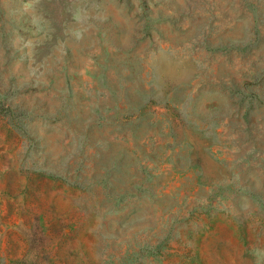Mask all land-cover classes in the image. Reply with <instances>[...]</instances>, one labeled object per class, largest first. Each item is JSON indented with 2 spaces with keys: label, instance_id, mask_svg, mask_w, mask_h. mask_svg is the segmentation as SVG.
I'll return each instance as SVG.
<instances>
[{
  "label": "rangeland",
  "instance_id": "1",
  "mask_svg": "<svg viewBox=\"0 0 264 264\" xmlns=\"http://www.w3.org/2000/svg\"><path fill=\"white\" fill-rule=\"evenodd\" d=\"M0 264H264V0H0Z\"/></svg>",
  "mask_w": 264,
  "mask_h": 264
}]
</instances>
